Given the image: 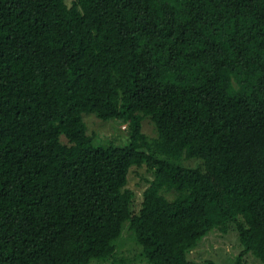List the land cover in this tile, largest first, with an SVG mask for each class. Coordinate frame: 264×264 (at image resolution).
Instances as JSON below:
<instances>
[{
  "label": "trees",
  "instance_id": "obj_1",
  "mask_svg": "<svg viewBox=\"0 0 264 264\" xmlns=\"http://www.w3.org/2000/svg\"><path fill=\"white\" fill-rule=\"evenodd\" d=\"M124 224L145 264H216L212 230L264 262V0H0V264L108 261Z\"/></svg>",
  "mask_w": 264,
  "mask_h": 264
},
{
  "label": "rangeland",
  "instance_id": "obj_2",
  "mask_svg": "<svg viewBox=\"0 0 264 264\" xmlns=\"http://www.w3.org/2000/svg\"><path fill=\"white\" fill-rule=\"evenodd\" d=\"M83 120L86 124V132L93 136L95 145H104L109 142L114 144L128 143V127L127 123L121 119L115 118H97L94 114H83ZM142 130L148 136L156 135L154 125L148 118L142 120ZM183 165L196 166L198 160L196 158L183 159ZM210 181L216 184L213 173L207 172ZM152 178V173L147 171L144 166L131 169L127 179V187L131 188L135 193L133 208H139V202L143 189L148 184V180ZM117 245L114 258L108 261L93 260L90 264H120L114 259L123 257L125 264H145L139 260L137 247L130 237V232L126 224L123 225L121 235L115 240ZM237 234L234 230H229L226 233L212 230L207 233L198 243V245L190 251L189 258L196 262H205L212 260L216 264H229L241 251ZM244 259L249 264H264L259 258L248 252L244 255Z\"/></svg>",
  "mask_w": 264,
  "mask_h": 264
}]
</instances>
